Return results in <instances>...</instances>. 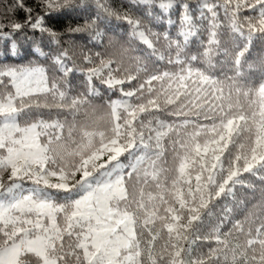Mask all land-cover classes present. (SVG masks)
I'll return each mask as SVG.
<instances>
[{"label":"snow or ice","instance_id":"obj_1","mask_svg":"<svg viewBox=\"0 0 264 264\" xmlns=\"http://www.w3.org/2000/svg\"><path fill=\"white\" fill-rule=\"evenodd\" d=\"M0 264H264V0H0Z\"/></svg>","mask_w":264,"mask_h":264}]
</instances>
